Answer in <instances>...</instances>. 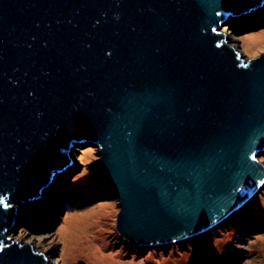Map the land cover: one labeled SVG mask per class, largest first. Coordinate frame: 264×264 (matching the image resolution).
<instances>
[{
    "label": "water",
    "instance_id": "1",
    "mask_svg": "<svg viewBox=\"0 0 264 264\" xmlns=\"http://www.w3.org/2000/svg\"><path fill=\"white\" fill-rule=\"evenodd\" d=\"M264 0H0V264H49L11 241L75 148L134 247L222 225L264 187V54L222 29Z\"/></svg>",
    "mask_w": 264,
    "mask_h": 264
},
{
    "label": "rangeland",
    "instance_id": "2",
    "mask_svg": "<svg viewBox=\"0 0 264 264\" xmlns=\"http://www.w3.org/2000/svg\"><path fill=\"white\" fill-rule=\"evenodd\" d=\"M238 21L222 32L246 61L258 58L264 54V9L233 22ZM71 158L73 165L54 179L48 198L45 191L41 200L18 207L9 236L48 255L49 264H264V187L207 233L179 243L134 247L115 232L118 202L89 178L88 168L98 160L96 148H75ZM259 160L264 163V156Z\"/></svg>",
    "mask_w": 264,
    "mask_h": 264
},
{
    "label": "trees",
    "instance_id": "3",
    "mask_svg": "<svg viewBox=\"0 0 264 264\" xmlns=\"http://www.w3.org/2000/svg\"><path fill=\"white\" fill-rule=\"evenodd\" d=\"M234 21H235V20H234ZM231 24L235 26V25H237V24H241V23H240V21H238V22H233V21H232ZM231 24H230V25H231ZM242 24H243V23H242ZM230 25H229V26H230ZM229 29H230V27H229ZM51 192H52V191H47V192L45 193V195L47 196V198H48V196H49V194H50Z\"/></svg>",
    "mask_w": 264,
    "mask_h": 264
},
{
    "label": "bare ground",
    "instance_id": "4",
    "mask_svg": "<svg viewBox=\"0 0 264 264\" xmlns=\"http://www.w3.org/2000/svg\"><path fill=\"white\" fill-rule=\"evenodd\" d=\"M226 29H227V28H225V30H226ZM231 45H232V47H235V48H236V44H235L233 41L231 42ZM12 239H13V238H11V241H14V240H12ZM15 240H16V239H15ZM27 245H29V244H27ZM32 246H33V244H32ZM33 250H34V251H37L36 248H34ZM44 256H46V258L48 259V255L44 254Z\"/></svg>",
    "mask_w": 264,
    "mask_h": 264
}]
</instances>
